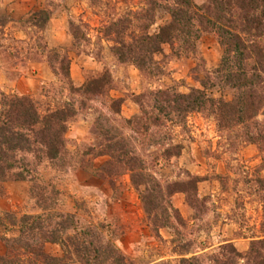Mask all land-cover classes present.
<instances>
[{"label": "rangeland", "instance_id": "rangeland-1", "mask_svg": "<svg viewBox=\"0 0 264 264\" xmlns=\"http://www.w3.org/2000/svg\"><path fill=\"white\" fill-rule=\"evenodd\" d=\"M151 1L0 0V109L5 94L31 95L43 110L66 102L76 108L64 158L38 161L36 174L40 185L59 189L54 208L74 213L79 230L98 227L104 240L111 239L133 264H180L192 257L216 264L231 255L225 245L246 253L253 241L264 239V146L248 140L257 131L256 122L264 119L263 110L231 128L220 127L210 109L184 117L160 111L158 106L168 103L157 96L159 90L175 98L202 89L210 98L230 101L237 88L218 71L224 47L217 32L199 17L189 41L179 34L163 43L144 70L118 60L112 51L115 33L106 29L129 16L133 22L125 35L138 34L144 18L136 14ZM155 1L150 34L172 19L166 6L174 0ZM194 2L200 8L208 0ZM55 52L69 57L70 79L62 74ZM72 71L89 88L100 82L90 81L104 75L107 82H100L105 84L101 93L77 91L71 84L82 85L74 83ZM119 131L160 184V207L149 214L145 184H134L129 172L112 176L102 169L109 156L97 152L115 143ZM26 159L37 162L33 153ZM29 187V181H0V219L9 221L6 211L18 216L42 212ZM178 187L185 190L169 194ZM7 227L0 224V254L6 250L3 236L16 234V226ZM45 250L64 254L60 243H46ZM23 258L20 264H32ZM234 258L248 264L247 257ZM68 263L81 264L76 258Z\"/></svg>", "mask_w": 264, "mask_h": 264}, {"label": "trees", "instance_id": "trees-1", "mask_svg": "<svg viewBox=\"0 0 264 264\" xmlns=\"http://www.w3.org/2000/svg\"><path fill=\"white\" fill-rule=\"evenodd\" d=\"M150 7L136 14V18H144L137 25L139 33L127 34V29L133 20L123 16L114 21L106 29V33H115V45L112 46L114 55L121 62H132L140 70L154 62V55L162 51V44L171 42L179 34L186 35L185 39L197 30L194 28V18L199 17L202 24L214 29L224 53L219 72H223L225 81L234 88L237 94L230 101L214 99L207 96L202 89H193L189 93H176L175 98L167 90H159L157 96L165 97L167 104L159 107L167 115L171 112L184 117L193 111L210 109L219 120V126L231 128L239 124H247L259 115H264V0H208L199 8L194 0H174L167 5L171 21L162 26L157 33L147 32L154 20L156 1L152 0ZM204 11H201V10ZM49 18V17H48ZM47 18V19H48ZM147 20V21H146ZM60 60V55L54 53ZM61 70L70 79V59L61 58ZM107 82V76L94 81ZM89 88L86 85L71 88L77 91L101 93L104 83ZM100 84V85H99ZM123 101V99L119 98ZM160 103V102H158ZM120 110L117 109V112ZM76 115V108L66 102L60 106L43 110L31 95H4L0 109V181L17 180L29 181V192L42 207L37 214L25 213L18 216L12 211L5 212V218L0 224L7 227L10 223L16 226L14 236H3L6 250L0 254V264H20L29 258L32 264H69L71 258L81 264H133L119 250L116 244L104 240L98 227L94 230H79V220L74 213L58 212L54 206L59 189L51 185H40L36 174L38 161L43 159L56 161L64 158L67 152V132L70 122ZM158 121L159 117H155ZM256 133L248 134V140L264 146V119L256 122ZM144 128H149L144 125ZM110 132V131H108ZM118 140L108 143L100 149L97 155H108L109 159L102 166L108 175L129 172L134 184H145L143 194L144 206L149 214L160 207L158 194L160 184L145 171L144 161L135 149L129 145L123 133L119 131ZM110 140L115 136L109 137ZM34 154L37 162L32 163L26 155ZM152 182V185L149 184ZM49 188V189H48ZM184 188L170 190L169 194ZM74 230V232H70ZM46 243H60L64 250L62 256H54L45 250ZM224 248L231 254L228 260L217 259L216 264H238L236 258L247 257L248 264H264V239L251 243L249 251L240 252L233 244ZM23 258V259H22ZM180 264H202L199 258H182Z\"/></svg>", "mask_w": 264, "mask_h": 264}, {"label": "crops", "instance_id": "crops-1", "mask_svg": "<svg viewBox=\"0 0 264 264\" xmlns=\"http://www.w3.org/2000/svg\"><path fill=\"white\" fill-rule=\"evenodd\" d=\"M73 68H71L72 70ZM72 76H73V80H74V83L77 84V85H82L83 84V80H84V77L83 76H78V77H75L74 76V73L72 71Z\"/></svg>", "mask_w": 264, "mask_h": 264}]
</instances>
